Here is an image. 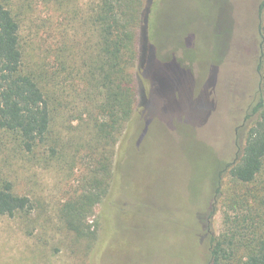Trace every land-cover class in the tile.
I'll list each match as a JSON object with an SVG mask.
<instances>
[{
  "label": "rangeland",
  "instance_id": "rangeland-1",
  "mask_svg": "<svg viewBox=\"0 0 264 264\" xmlns=\"http://www.w3.org/2000/svg\"><path fill=\"white\" fill-rule=\"evenodd\" d=\"M152 2L157 57L147 59L151 80L145 114L128 123L116 145L108 193L90 218L95 235L78 238L58 217L61 202L87 165H94L28 159L0 132V177L11 180L14 191L34 203L28 214L0 215V264H211L210 237L223 230L217 181L242 141L241 132L226 128L230 105L241 97L236 98V89L231 104L227 101L231 69L223 62L239 63L241 33L253 20L251 0ZM15 4L27 67L62 41L79 52L78 43L88 39L82 24L86 0H79L77 16L67 23L40 0ZM246 51L254 67L258 46L249 45ZM52 65L57 67V62ZM63 77L67 87L69 79ZM57 118L61 125V116ZM77 124L72 121L70 132L58 123L56 127L63 139ZM212 164L213 177L208 179Z\"/></svg>",
  "mask_w": 264,
  "mask_h": 264
},
{
  "label": "trees",
  "instance_id": "trees-1",
  "mask_svg": "<svg viewBox=\"0 0 264 264\" xmlns=\"http://www.w3.org/2000/svg\"><path fill=\"white\" fill-rule=\"evenodd\" d=\"M40 1L65 23L77 16L79 0ZM86 3L82 24L88 39L78 43L80 51L62 41L27 67L15 0H0V132L10 136L28 159L94 165H87L58 208L68 232L90 239L95 235L90 218L108 193L116 145L128 123L144 117L151 80L147 59L157 57V46L152 42V0ZM250 5L253 20L241 33L239 63L223 62L231 69L226 76L227 101L231 104L236 89V98L241 97L237 105H230L226 128L241 132L242 141L235 160L224 165L217 181L223 230L210 237L211 264H264V0H251ZM249 45L259 49L254 67L246 51ZM62 74L69 79L68 88L61 83ZM72 121L78 123L76 131L62 139L57 123L70 132ZM227 135L230 139L232 134ZM33 209L31 197L16 193L13 182L0 177V215L28 214Z\"/></svg>",
  "mask_w": 264,
  "mask_h": 264
},
{
  "label": "flooded vegetation",
  "instance_id": "flooded-vegetation-1",
  "mask_svg": "<svg viewBox=\"0 0 264 264\" xmlns=\"http://www.w3.org/2000/svg\"><path fill=\"white\" fill-rule=\"evenodd\" d=\"M235 131H236V130H235ZM206 234H207V235L211 234V233H210V230H209V228H208V225H207Z\"/></svg>",
  "mask_w": 264,
  "mask_h": 264
}]
</instances>
